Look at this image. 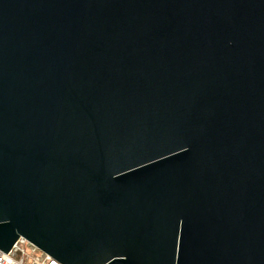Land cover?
Segmentation results:
<instances>
[{"label":"water","instance_id":"obj_1","mask_svg":"<svg viewBox=\"0 0 264 264\" xmlns=\"http://www.w3.org/2000/svg\"><path fill=\"white\" fill-rule=\"evenodd\" d=\"M264 264V0H0V252Z\"/></svg>","mask_w":264,"mask_h":264},{"label":"built area","instance_id":"obj_2","mask_svg":"<svg viewBox=\"0 0 264 264\" xmlns=\"http://www.w3.org/2000/svg\"><path fill=\"white\" fill-rule=\"evenodd\" d=\"M0 264H59L40 252L27 241L20 239L8 253L0 252Z\"/></svg>","mask_w":264,"mask_h":264}]
</instances>
